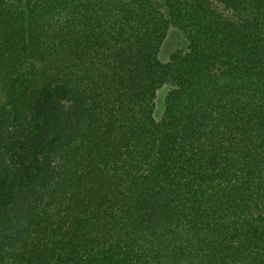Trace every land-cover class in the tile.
Returning a JSON list of instances; mask_svg holds the SVG:
<instances>
[{"label": "trees", "instance_id": "16d2710c", "mask_svg": "<svg viewBox=\"0 0 264 264\" xmlns=\"http://www.w3.org/2000/svg\"><path fill=\"white\" fill-rule=\"evenodd\" d=\"M0 264H264V0H0Z\"/></svg>", "mask_w": 264, "mask_h": 264}, {"label": "rangeland", "instance_id": "374dc122", "mask_svg": "<svg viewBox=\"0 0 264 264\" xmlns=\"http://www.w3.org/2000/svg\"><path fill=\"white\" fill-rule=\"evenodd\" d=\"M186 46H187V42L184 35L177 29L173 28L170 31L165 41V44L162 48L161 59L163 61H167L171 52L178 49H185ZM168 91H169V87H164L158 93L156 99V111H155L157 119H160L162 117L164 111V101Z\"/></svg>", "mask_w": 264, "mask_h": 264}]
</instances>
